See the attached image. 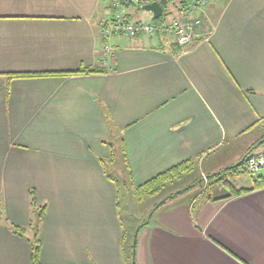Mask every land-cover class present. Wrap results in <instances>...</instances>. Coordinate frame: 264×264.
<instances>
[{"label":"crops","instance_id":"crops-1","mask_svg":"<svg viewBox=\"0 0 264 264\" xmlns=\"http://www.w3.org/2000/svg\"><path fill=\"white\" fill-rule=\"evenodd\" d=\"M190 1L166 0L162 15L174 17L163 21L180 20ZM142 6L124 7L125 18L154 23ZM108 7L0 0V264H32L31 232L11 228L33 220L31 192L46 206L40 264H264V189L253 177L218 198L177 195L142 226L123 220L125 193L102 163L124 170L105 112L134 187L183 161L195 177L224 176L264 142V0H217L183 49L162 36L101 42ZM80 68L101 72L9 77Z\"/></svg>","mask_w":264,"mask_h":264},{"label":"trees","instance_id":"trees-1","mask_svg":"<svg viewBox=\"0 0 264 264\" xmlns=\"http://www.w3.org/2000/svg\"><path fill=\"white\" fill-rule=\"evenodd\" d=\"M104 1L106 3H108L109 13H108L107 17L104 18L103 20H101L99 25H98L101 30H102L103 25L105 26L106 24H108V22H110L109 20L112 19V14H113L112 10L114 9V7L111 6V4L109 3L108 0H104ZM163 20H164V18L162 15V17H160L159 19H157V20L154 19V23H152V25L157 26V25L161 24ZM139 23H143V22H135V24H139ZM100 29H99V35H100L101 42L102 41H108L111 37L108 40L103 39V36H102ZM113 35L124 36V37L131 38V39L134 37L141 36V35H135L133 37H128V36H125V35L119 34V33H114V34H112V36ZM173 45H175V44H173ZM175 46H177V45H175ZM99 72H101L99 69H83V68H80V69H77L76 71L74 70V71L41 72V73H37V72H34V73H12V74H9V77L11 79H28V78L51 77V76L67 77V76H71V75L86 74V73L92 74V73H99ZM104 115H105L106 122L108 123V126H110V129H111V137L110 138H112V140H110V142H108V144L110 146L113 145V146H116L117 148H119V150L121 151V154L123 155V158H124V167H123L124 170H122V174L120 173L117 175H115L114 173L112 174L109 171V166H107V164L105 162H103V160H102L104 171L106 172V175L118 187V199L119 200L122 199V195L125 193V194H129L134 201L141 202L145 198H149V197H153V196L161 194L163 189L168 184L174 183V182L180 180L182 178V176L188 175V173H191L194 171L193 161H183V162H181V163L157 174L156 176H154L150 180L146 181L145 183L134 187L130 182V174L129 173L126 174L128 167L126 165V161H125V157H124L125 147H124V144L122 141L123 139H122V137H118V135H117L118 128H114V126H113L114 123H112L109 115L106 112ZM247 156H248V154H246V156H244V159L242 160V162L240 164H238V166H233L231 168L224 169L223 171L220 172V174L221 175L222 174L225 175V173L231 174L233 176V178L231 177L232 179L237 177L238 176L237 174H242L243 171H246L244 168V165H245V161H246ZM108 160H109L108 162L110 164L115 163V161H116V150L115 149L111 148ZM206 177L208 178L209 175H206ZM201 181H200V179L195 180L191 184H189L188 186H185L181 189L175 190L170 195L165 196V198L159 200L160 202L158 201L153 206V208L150 210L148 215L151 213V216H152L153 213L167 199L174 198L175 196H177L181 192L187 190L192 185L196 184V182L201 183ZM254 183L256 184V186H255L256 188L263 186V183L260 180L255 179ZM224 184L228 188L233 187L231 185V183H229V182L225 181ZM251 190H253V189H251ZM230 192H231L230 196L235 197V196L241 195L243 193H246L247 190L230 189ZM30 195H31L30 204H31V207L33 208V217H34L33 220L30 222V224L28 225V227L26 229L21 228L19 226H15V225H13L11 228H12V231L14 232V234L21 236V237L25 236L24 234H25L26 230H29L31 232V237L28 239V241L30 242V245H31V263L32 264H40L41 243L39 240V230H40V225L44 221L46 206L45 205L37 206L34 193L31 192ZM155 206H157V208H154ZM151 216L150 217L147 216L146 219L141 223V225L142 226L146 225L149 222V220L151 219ZM137 228H138V225L135 227V229L137 230ZM134 254H135V239H134V244L132 243V246L130 247V255L132 256V259H133ZM132 264H135V261L134 262L132 261Z\"/></svg>","mask_w":264,"mask_h":264},{"label":"built area","instance_id":"built-area-1","mask_svg":"<svg viewBox=\"0 0 264 264\" xmlns=\"http://www.w3.org/2000/svg\"><path fill=\"white\" fill-rule=\"evenodd\" d=\"M114 9L112 10V19L108 24L103 25L101 33L103 39L108 40L112 34L119 33L128 37L135 35L141 36H162L168 38L170 45L175 44L178 48L183 49L190 44L194 36V27L200 23V16L203 10L217 0H191L187 7L181 11L180 20L163 21L161 24L154 26L150 23H139L129 21L124 16V7L129 5H146L147 0H108ZM109 48L104 47L100 56H105ZM246 173L256 180L263 183L264 189V152L250 153L245 161Z\"/></svg>","mask_w":264,"mask_h":264},{"label":"rangeland","instance_id":"rangeland-1","mask_svg":"<svg viewBox=\"0 0 264 264\" xmlns=\"http://www.w3.org/2000/svg\"><path fill=\"white\" fill-rule=\"evenodd\" d=\"M170 7H171V5L169 4L168 9ZM172 17H174L173 13L164 12V14H163L164 19L169 20ZM255 146L251 147L250 153L264 152V142H262L260 145H258L256 147ZM250 153H248V155ZM243 154H245V153H243ZM234 156H236V155H234ZM238 160H235L234 164H237ZM223 166H226V165H223ZM112 168H115V167L111 166V168H109V171L112 174L114 173L115 175H117V173L115 171L112 172V170H111ZM223 168L228 169L226 167H221L220 169L222 170ZM244 168H245V165H244ZM115 170L118 173H120L116 168H115ZM196 173L198 174V177H195V171L188 173V175L182 176V178L180 180H178L174 183L168 184L163 189L161 194L153 196V197L145 198L143 201L138 202V203H133L134 200L131 198V196L129 194H124L123 195L124 198L122 200V206H121L122 211L124 212L123 220L127 221V223H129V222H135V223L138 222L139 223L142 220H145L146 217L148 216V213L150 212V210L153 208V206L159 200L165 198V196L170 195L175 190H178V189H181L185 186H188L193 181L198 180V179H200V181L202 180L201 183L196 182V184L192 185L190 188L181 192L178 195L182 194L181 197L191 198V197L196 196L198 193H201V195H202L201 198H203V199L216 198V197L218 198V197L223 196L225 193L227 194L228 187L224 186L223 182H225V181L229 182V183H231V185L234 188L238 189L241 186V184L238 183V181H239L238 178L240 177V179H242L241 181L247 180L246 171H243L242 174H237L238 176L235 177L234 179H232L233 176L231 174H227V173H225V175L221 176V177H218L217 175H212V176H209L208 178L206 177V175L208 173H200V171L196 172ZM169 199H167V200H169ZM125 213H127V214H125ZM136 216H138V217H136Z\"/></svg>","mask_w":264,"mask_h":264},{"label":"water","instance_id":"water-1","mask_svg":"<svg viewBox=\"0 0 264 264\" xmlns=\"http://www.w3.org/2000/svg\"><path fill=\"white\" fill-rule=\"evenodd\" d=\"M166 4V0H161L159 2H152L150 4H146L144 6H142V10L146 11V12H150L153 14V18L155 20L159 19L162 16V5ZM154 208H157V206H155ZM149 217L151 216V213L148 215Z\"/></svg>","mask_w":264,"mask_h":264},{"label":"clouds","instance_id":"clouds-1","mask_svg":"<svg viewBox=\"0 0 264 264\" xmlns=\"http://www.w3.org/2000/svg\"><path fill=\"white\" fill-rule=\"evenodd\" d=\"M162 17V16H161Z\"/></svg>","mask_w":264,"mask_h":264},{"label":"flooded vegetation","instance_id":"flooded-vegetation-1","mask_svg":"<svg viewBox=\"0 0 264 264\" xmlns=\"http://www.w3.org/2000/svg\"><path fill=\"white\" fill-rule=\"evenodd\" d=\"M224 183V182H223Z\"/></svg>","mask_w":264,"mask_h":264}]
</instances>
